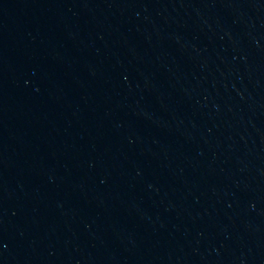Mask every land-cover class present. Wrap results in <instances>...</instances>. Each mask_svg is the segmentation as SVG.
<instances>
[{
	"label": "water",
	"instance_id": "1",
	"mask_svg": "<svg viewBox=\"0 0 264 264\" xmlns=\"http://www.w3.org/2000/svg\"><path fill=\"white\" fill-rule=\"evenodd\" d=\"M0 264H264V0H0Z\"/></svg>",
	"mask_w": 264,
	"mask_h": 264
}]
</instances>
